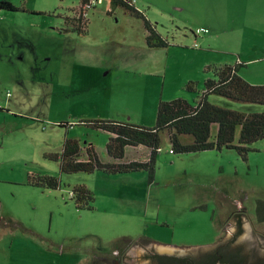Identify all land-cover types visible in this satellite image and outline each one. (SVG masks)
<instances>
[{
    "label": "rangeland",
    "instance_id": "1",
    "mask_svg": "<svg viewBox=\"0 0 264 264\" xmlns=\"http://www.w3.org/2000/svg\"><path fill=\"white\" fill-rule=\"evenodd\" d=\"M80 1L13 0L25 9L7 10L16 16L6 24L15 33L6 31L5 46L0 45V52L6 53L0 56V264H113L104 258L109 262L121 256L123 248L145 237L196 247L218 242L228 229L236 228L239 215L249 224L251 241H257L253 233L264 232V222L256 216L257 201L264 200L262 140L250 145L253 150L243 160L228 148L172 153L164 133L151 182L144 172L123 179L99 171L61 173L51 155L61 152L68 137L81 145L92 142L99 156L106 155L108 133L85 122L117 119L104 117L118 114L114 101H120L115 94L110 98L116 81L108 80L111 73L106 72L116 70V62L124 57L145 58L148 51H160L167 60L163 99L192 100L197 93L187 92L186 82L194 80L200 90L205 79L215 76L217 62L211 59L224 55L232 65L239 59L249 61L240 67V75L264 84V49L234 43V37H245L237 31L238 16L233 33L210 43L203 39L209 32L196 38L192 33L201 20L197 15L180 14L175 21L163 15L157 23L145 4L136 3L169 41L161 50H148L143 21L120 6L109 12L108 0L94 2L86 13V31H78L72 17ZM183 35L185 43L180 41ZM222 49L229 52L227 57ZM81 54L93 63L79 65ZM143 97L129 95L128 109L138 117L145 116L142 111L153 113L156 119V107ZM209 100L244 112L264 111V105L217 95ZM37 174L59 177L60 187L29 183V175ZM77 184L94 192L93 209L74 205L70 196ZM106 188L115 193L111 199ZM125 238L131 240L124 243Z\"/></svg>",
    "mask_w": 264,
    "mask_h": 264
},
{
    "label": "trees",
    "instance_id": "2",
    "mask_svg": "<svg viewBox=\"0 0 264 264\" xmlns=\"http://www.w3.org/2000/svg\"><path fill=\"white\" fill-rule=\"evenodd\" d=\"M89 0H81L77 13L72 17L78 31H86L87 9L83 5ZM112 12L122 7L128 14L143 21L145 39L149 47H166L169 41L156 28L131 0H108ZM94 7L93 5L90 7ZM0 9L21 10L9 0H0ZM240 63L222 64L214 67V77L207 78L202 88L197 89L194 80L185 84L187 92L197 93L192 100L176 97L170 100L159 99L156 107V119L153 125H141L130 120L113 118H95L85 123L97 130L107 131L106 152L111 161H102L91 143L81 145L76 138H65L59 154L51 155L58 161L61 173L101 171L105 174H124L145 171L148 181L154 180L156 160L162 144V135L166 133L172 153H195L203 150L223 148L233 149L243 159L253 150L250 145L262 140L264 144V111L244 112L215 104L209 100L217 95L242 103L264 105V84H253L239 73ZM83 122V120H82ZM216 132L213 133V126ZM144 145L150 149L146 160L122 161L127 146ZM28 182L47 189H57L61 185L59 177L49 174L29 175ZM71 200L76 208L91 210L94 208V192L84 184L71 189ZM256 216L264 222V200L258 199ZM124 243L131 239H123Z\"/></svg>",
    "mask_w": 264,
    "mask_h": 264
},
{
    "label": "crops",
    "instance_id": "3",
    "mask_svg": "<svg viewBox=\"0 0 264 264\" xmlns=\"http://www.w3.org/2000/svg\"><path fill=\"white\" fill-rule=\"evenodd\" d=\"M9 1L12 2L13 0H9ZM165 2H167L168 4H166ZM136 3L145 4L148 7V11L154 13L153 14L155 17L154 19H156L157 23H159L163 15H165L168 19L174 18L173 21H175L177 16L182 17L180 14L197 15L199 18H201V20L198 24H196L197 25L196 28L199 27L208 28L209 33L208 32L207 33L210 35L205 37L204 34L203 39L205 38L204 41L205 42L208 41L210 43H213L214 40L219 39L217 37L219 35L221 36L224 33L225 34L233 33L234 30L232 29V25L236 22L238 16L239 28L237 29V31L240 30L241 31L240 33L245 34V37H240L238 39L234 37V43H239L241 45L246 44L247 48L250 50L256 49L257 47H258V51L264 49V0H135L134 1L135 7L140 11H142L145 15L144 9L141 8L139 5H137ZM153 3H162V6H156ZM24 9L25 7L22 8L21 10ZM15 16H16L15 14H11L7 10H5V12L0 13V45L2 44L3 46H5L4 43L6 41V36H5L6 31H13V33H15V30L13 28L11 29L6 27V24L12 22L11 19H15ZM146 17L151 22H153L151 20V16L149 17L146 15ZM242 17H245L246 20L240 19ZM156 28L164 36L163 32L157 27V25ZM194 30H192V33L196 38L199 35L195 34ZM145 35H146V31H145ZM13 39H17V36L14 35ZM188 40H191V38ZM180 41H183L182 43H185L187 41L184 35L180 37ZM241 41H245V42L242 43ZM258 43H260L259 46ZM145 45L147 46L148 50H154V49L161 50L162 48V47H149L146 43V39H145ZM219 51L223 52V49ZM223 53L226 54L227 57V53L229 52L224 51ZM4 54H6L5 50H2V52H0V56ZM261 55H264V52ZM240 58L242 59V57ZM79 59L80 60L77 63H79V65L82 66L91 65V63H93L94 61L92 58L90 59L85 58V54L83 55L81 54L79 56ZM120 60H118L119 62H116V70L112 72L111 70H108L106 72V74L111 73V77H109L108 80L116 81V84L114 82L113 84H111L112 89L110 93L111 96L110 98H112L114 94L119 97L120 101L118 102L114 101V105L116 106L115 109L118 114H106V116L104 117H115L120 120L132 119L135 123L141 125H153L155 123L154 122L155 114L153 113L149 114L147 111H142L141 114L145 115L142 117L145 118H142L140 116H139L140 118L138 116H134L136 112H132L128 109L129 101L127 100V98L132 93L140 97L145 96L148 103L150 102V106L154 108L157 107L158 100L163 99V93L165 88L164 77L166 75V70H167L166 58L161 55L160 51H152V52L148 51L146 53L145 58L131 56V57H124L123 59ZM211 60L213 62H217L218 64L214 63L216 65L229 63L227 62L229 60L225 58V55L220 56V58L218 59L213 58ZM239 60H237L236 63L240 62V64L242 65H245L247 64V62H249V61L242 62ZM120 63L124 64V66L121 67ZM204 63H208V62H204ZM244 77L250 80L246 76ZM106 98H107V92H106ZM133 116L136 117V119H133L132 118ZM216 129L217 127L216 125H214L213 133L216 132ZM108 135L110 134L108 133ZM88 143L93 144L92 142H88ZM149 153H150V149L144 145L127 146L125 150V156L122 159V161L146 160ZM99 157L101 158L102 161L105 162L111 161V158L107 152L106 155L103 154L102 156ZM136 172L146 173L145 171L142 170ZM132 173L134 172L124 173V174H105V173L104 174L122 176L119 178L123 179V178H127L124 177L126 174H132ZM105 194H108L107 198L111 199L115 193L112 190H109V188H106ZM145 238L143 239V241L145 242L150 241L154 244L157 243L162 246H168L173 248L185 247V246H176L173 244H169V245L163 244L158 241L152 240L149 237H145ZM186 248H190V247H186ZM123 249H125V251H128L130 247L128 245L126 246V248Z\"/></svg>",
    "mask_w": 264,
    "mask_h": 264
},
{
    "label": "water",
    "instance_id": "4",
    "mask_svg": "<svg viewBox=\"0 0 264 264\" xmlns=\"http://www.w3.org/2000/svg\"><path fill=\"white\" fill-rule=\"evenodd\" d=\"M238 226L228 229L219 242H208L190 248H171L155 243L150 255V242L134 244L124 253L131 264H264V245H254L250 227L244 215L236 217Z\"/></svg>",
    "mask_w": 264,
    "mask_h": 264
},
{
    "label": "flooded vegetation",
    "instance_id": "5",
    "mask_svg": "<svg viewBox=\"0 0 264 264\" xmlns=\"http://www.w3.org/2000/svg\"><path fill=\"white\" fill-rule=\"evenodd\" d=\"M238 226V222L237 220L235 219V222H234V227H237ZM257 235L258 236V239L257 241H253L252 243L254 245H264V232H255L253 233V235ZM221 239L218 240V242L220 241ZM144 241L140 240V241H135L134 243L135 244H139V243H142ZM131 246V245H130ZM127 252V251H125ZM124 252V253H125ZM124 253L121 255V256H116V257H113V259L110 260L109 258V262H108V257L104 258L106 259V263H111V262H115L113 264H131V263H128L125 261V256H124ZM155 254V249L154 250H150V255H154ZM149 264H155V261H154V257H151L150 258V261H149Z\"/></svg>",
    "mask_w": 264,
    "mask_h": 264
},
{
    "label": "built area",
    "instance_id": "6",
    "mask_svg": "<svg viewBox=\"0 0 264 264\" xmlns=\"http://www.w3.org/2000/svg\"><path fill=\"white\" fill-rule=\"evenodd\" d=\"M96 1H99V0H89L83 5V7L88 10L92 5L94 6V2ZM131 1L134 2L135 0H131ZM207 32H208V28L206 27H199L195 30V34L207 33ZM170 152H172L171 149H170Z\"/></svg>",
    "mask_w": 264,
    "mask_h": 264
}]
</instances>
